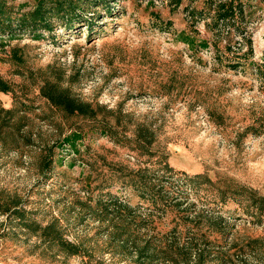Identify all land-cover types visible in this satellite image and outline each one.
<instances>
[{
	"label": "rangeland",
	"instance_id": "obj_1",
	"mask_svg": "<svg viewBox=\"0 0 264 264\" xmlns=\"http://www.w3.org/2000/svg\"><path fill=\"white\" fill-rule=\"evenodd\" d=\"M37 1L0 0V264H264V0Z\"/></svg>",
	"mask_w": 264,
	"mask_h": 264
},
{
	"label": "trees",
	"instance_id": "obj_2",
	"mask_svg": "<svg viewBox=\"0 0 264 264\" xmlns=\"http://www.w3.org/2000/svg\"><path fill=\"white\" fill-rule=\"evenodd\" d=\"M211 1H214L217 4L215 12H214V18H213L215 20V24H217V25L221 21L227 22V21L231 20L230 18L236 17L237 13L238 14L243 13L242 4L241 3H238V4L235 3V0H227V1L211 0ZM42 3H43L42 0L37 1L35 8L30 12L31 19L27 22H22V25L25 23V26L28 25V26L34 28V25L36 24L35 22L38 21V22L45 24L44 27H47V25L50 22L48 21L47 17L43 14ZM2 9H3V3L0 2V10H2ZM236 11H238V12H236ZM36 19H38V20H36ZM1 23H3V22H1ZM6 25H9V24H6ZM262 65L264 67V64H262ZM7 87L8 86L5 83V81L0 78V89L5 90V89H7ZM50 89H51V86H50ZM43 92L47 94V92L45 91V87H43ZM62 92H64V91L57 93L58 96H57V98L55 97V99H56L55 101L57 104H60L64 108V110H66L67 112H73L75 109H78L79 111L86 112L87 114L92 115L93 111L89 107L85 108L81 104L75 103L74 100H72L65 93H62ZM47 95L49 98H51V99L53 98L52 94H47ZM52 100L54 101V99H52ZM1 111H4V114H9L11 112V109H4V108L0 107V112ZM0 123L2 125H5V123H6L3 120V117L1 118V116H0ZM165 165H167V164L165 163ZM147 170L148 169L145 167L144 169H138L134 172L131 171L132 174H131V177L129 178V183H131V185H133V187L135 189H137V191H139V193L141 195H145L146 193H149L150 195L148 197H152L154 200V195L157 194L154 190L155 184H154L153 180L147 175V172H148ZM199 175L200 174H196L195 176H199ZM142 197H144V196H142ZM103 201L111 203L112 207L110 208L109 211L113 212L115 215H118L117 216L118 218L122 219V217H124V218H128V219H133V215L131 213H132V210L136 209V207L131 206L128 203L120 201L116 195L110 194V193H109V196L106 198V200H103ZM106 202H102L100 199L98 203H99V205H102V203L105 204ZM173 232H174V229L170 230L169 233L166 234V236L173 235ZM196 233H199V232L195 231V232L188 233L187 234V237H189L188 239H196V237H200ZM156 236H158V235H156ZM166 236H164V237H166ZM159 237H162V236H158V237H154V238L158 239ZM173 241H175L174 237L167 239L168 247L166 250H162L163 247H158L159 251H163V254H161L160 256L164 260L175 262L178 259V257H185L187 255H190L189 251L186 248H180L179 246L174 245ZM147 247H149V244L147 245ZM156 254H158L157 247L153 250V252H152L153 256L151 255V257H154V255H156Z\"/></svg>",
	"mask_w": 264,
	"mask_h": 264
}]
</instances>
